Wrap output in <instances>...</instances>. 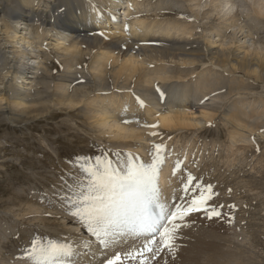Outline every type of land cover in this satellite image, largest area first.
<instances>
[{"label": "bare ground", "instance_id": "bare-ground-1", "mask_svg": "<svg viewBox=\"0 0 264 264\" xmlns=\"http://www.w3.org/2000/svg\"><path fill=\"white\" fill-rule=\"evenodd\" d=\"M218 1L219 0H209V2L204 0H181V2L188 4V8L186 9L194 14L193 16H195L196 20L199 18L201 12H203V14H200L203 16V20H207V17L211 18V16H213L212 14H216V9L221 10L220 12L224 13V15L233 14L235 9L230 7V2L228 0L221 1V3L217 4ZM35 2L36 0H32V2H30V0H0L1 32L5 29V33L9 34L8 32L12 29L13 36L9 43L16 48L19 47V49H30L29 51L33 56L29 58L26 63H23L24 58L22 56H25L26 52H13L17 56L18 63H16L11 60L12 57L10 58L7 54H2L0 52V77L2 81L0 84V102H3L7 93H9L8 90H6V82L10 81L11 84L14 85L16 91L13 90L15 94V104H17V106L24 105V102H27L29 97V94H26L27 86L30 84L29 80H33L37 77L39 71L42 69L46 72L44 78L50 79L54 84V88H50L52 90L51 96H53L54 92V95L57 96L60 103L65 105L68 104L71 110H65L67 113L65 111L63 112L65 116H70L73 122L75 119L79 118L74 108L78 109L79 106H82L81 104L85 103L84 101L91 95H96V98H101L103 95L116 96L117 103L111 104L113 107L111 112H142L146 115V118L139 117L136 122L148 125V127L144 129L147 133L137 130L128 118L111 115L106 105L101 106L95 111L97 112L95 116L96 119L93 118L96 120L95 124L99 127V129L97 128L98 130H96L99 136L98 140L100 142L110 140V142H107V145L110 146V144H112L124 148V154L121 158L122 163L127 160L128 156H130L131 159L138 158L139 161L144 159V157L150 158L153 145L163 144L170 147L174 139V137L171 138L170 135H175L178 131H204L208 136L221 137V133L216 134L206 128L211 126L210 122L214 119L213 114H215V117L219 115L220 121H223L227 126L226 132L228 133L226 138L228 140V146L231 150L237 149L236 153L240 151L245 152L246 150L253 152V148L259 147L264 141V109L259 111L250 107L248 111L244 109L245 106L243 103L239 104L237 102L231 104L230 107H225L224 104L218 102L219 98L217 99V97L213 95L220 87L216 88V83L212 85L214 87L210 86L208 82L212 79L207 78L204 75L205 73L203 74L204 76L201 75V78L195 76L200 79H198L199 81L191 78L188 82L184 83L172 82L174 79L180 81L182 79L180 77L182 74H178L180 78L170 76L172 70L169 65H172L174 61L173 65L175 66L176 61H182L181 65L207 66L213 69H220L219 71L222 70L223 73L234 76L237 73H243L245 77L251 79L252 76L254 77V81L256 80V82L259 81L264 84V51H261L262 49L260 50L258 45V48H255L253 52L250 51L251 49L249 50V47L252 45H249V51H242L240 45L241 42L243 43V40H241L238 35L244 32L243 27H246V25L261 27V25L250 21L247 16V18L245 17L246 19L244 18L245 20L243 17L237 18L235 16L236 21H234L235 19L233 21L231 20V25H229L230 20H228V24L226 23L228 25L227 31L225 30L223 34L221 33L223 31L218 27L221 32H216L215 38L218 39L217 43L221 42L219 43L221 44L219 49L214 47L217 46L216 42L206 43L207 39L205 41L197 38V34L195 33L196 28L193 26H185L179 22L178 19L175 21L169 19L156 20L146 18L147 16L135 14L133 9L137 6L136 3H138V0H113L111 12L107 14V17H104L101 11L91 10L86 5L85 1L59 0V3L52 6L50 11L34 9L33 3ZM208 3L212 4L213 11H208L210 8L207 10V8L211 6H209ZM159 4L155 7L161 10ZM139 5L140 4H138V6ZM93 8L95 9L94 5ZM122 10V15H120ZM167 11V15L174 14L172 8H167ZM252 11L256 17L264 19V0H259L258 8ZM123 15L127 20L124 18L122 20ZM176 16L180 17L181 15L176 12ZM101 22L103 23L101 25L102 27H98L96 24ZM214 22L213 24H215ZM4 23H6V26ZM112 25L115 28H111ZM213 26L215 27V25ZM224 27L226 29V26ZM216 28L217 27H215V29ZM36 29L42 30L44 34V39L37 44L39 47L35 46L36 44H34V42L32 43L29 41L30 32ZM214 30L210 32L213 34ZM229 30H234V32L231 31L233 32L231 33V41L228 42L229 44L222 45L223 38L228 35L227 32ZM106 31L108 32L106 33ZM255 34L256 36L261 34L264 37V31H256ZM210 36L212 35L210 34ZM45 42L49 43H47V45L43 44ZM258 42L261 43L264 50V41L258 40ZM243 44H245V41ZM4 45L0 42L1 48ZM11 47L13 48V46ZM44 53H50L52 56L55 55L62 59L71 58L66 60V64L69 65V67H72L71 64L75 61L78 62L79 65L85 66L92 77L90 88L82 89L80 86L72 88L71 85L74 84L77 79H72L67 76L58 79L61 76L57 78L52 76L51 72L54 64H56L55 62L50 63L48 67H43L40 61L36 62V60L40 58L39 55ZM78 56H80V59L77 58ZM34 65L38 67L36 68ZM148 67L152 69H148ZM69 69L71 71L72 68ZM182 69L180 72L183 73V77L187 78L190 76V74L185 73V70ZM215 74L219 76L217 73ZM9 76L11 78H9ZM215 82H217L218 86L222 84L219 80ZM233 83L236 84L235 80ZM136 84L140 86L139 88L142 87L144 92L143 90L142 93L134 91ZM225 86L226 84H224V87ZM213 88L216 89L213 90ZM239 95V97H241L243 94L240 93ZM262 104L264 106V102ZM0 111V125L7 124V122L17 124L19 123L18 120L20 123L24 122V112L16 114L4 109L2 110V107H0ZM38 111L39 110L35 109V112ZM13 115H15L17 119L14 120L12 118ZM195 115H200L201 118H197ZM137 117L138 115H134L132 118L135 120ZM47 119L53 120L49 117H47ZM156 123L159 124V128L156 129L151 127V125ZM59 128L62 130L61 133H58L59 136L53 138V131H51V129H46V133L48 134L46 135L47 137L45 136L46 138H44L49 142L50 146H57L56 148H58L60 152L59 155L62 153V149L76 151L86 148L87 140L77 133H72L73 127L69 128L62 125ZM166 134H169V137H166L167 139L164 138ZM64 138H66V145L64 146L53 144L49 141V139L60 141ZM113 140L118 142H113ZM174 141L177 143L176 139H174ZM185 151L186 148H179L175 151L170 150L159 172L158 187L162 192L160 199L167 204L173 199L178 198H180L179 203L181 202L184 204L191 197V193H185L187 197L182 200L181 198L184 194L180 195L179 193V188L182 187L181 182L184 180V167L188 166V168H193V164L190 162L192 156ZM234 154L235 152H232L229 157H233L235 162L236 155L234 156ZM136 155L141 156V158ZM107 156H110L108 152H106V157ZM153 159L154 157L152 156L147 163H151ZM59 163L61 169H45L49 172L45 173L44 177L46 178L43 180L48 187L55 179L61 181L64 169H62L63 163ZM177 163H179L181 171L173 175L174 165ZM45 164H47V162ZM50 165H52V163ZM205 168H208V166ZM80 173H82V171H80ZM225 186H230V184L226 183ZM225 186L224 188L217 187L215 190L218 193L221 192V197H216L214 203L235 205V203L233 204V199L231 200L230 197L228 198L230 192L224 190L226 188ZM58 187H60V185ZM174 188H176V190H174ZM24 192L27 196L29 189L26 188L18 192L15 196L8 197L4 204L5 207L3 208L9 206L13 208L12 205L17 206L19 203L17 201L21 199ZM222 195H224V198H222ZM49 196V193L46 192L42 197V201L39 200L40 202H38L37 200L36 202L32 200L19 206V214L17 215L19 218L18 224L22 227L24 224L21 222L23 221L29 225L35 220H44V216L49 215L50 217L44 220V224L50 225L49 228H53V230L49 234L43 232L46 236L44 240L46 241L48 237L51 236L55 240L61 242L60 236H55V234H53V231L57 233L56 231L58 230L54 227L55 221L53 218L55 212L58 211L62 213V206L51 202ZM1 199L4 200L3 198ZM223 211L225 215H230L233 210L225 208ZM60 216L59 218H61ZM205 220L207 219H200L199 216L196 215L189 218L187 222V227H189L184 229L179 236V243L181 245L184 244V247H178L179 243L177 244V261L180 262L182 259L179 264H203V261H205L206 264H237L236 261L240 259L236 255V251H224L221 248V244L215 241L216 238L223 240L222 237L225 232L222 223L219 221L211 222L209 220L205 222ZM5 221V218L0 219V235L10 238L11 242H14V245L11 243L5 245L6 254H1L0 251V263L30 264L25 256L29 251L25 250L21 256L15 259L12 258V254L19 249L17 246V241H19V239H23V245H28L29 247L33 241L32 237L29 238L28 235L32 236V234L27 235L25 233V235H20L21 228L15 229L5 226ZM195 221L201 222L202 226L192 224ZM70 223H73V221L69 220L68 224L71 225ZM79 225L82 226L85 233L88 231L90 234L86 224L81 222ZM195 228H201L200 231L207 229L210 238L208 239L201 234L199 235L200 232L191 234L190 230H194ZM77 231L78 233H74V235H70L67 238L65 237V241L61 243L72 245L74 248L73 255L65 257L67 259L70 258L71 261L69 264H97L98 262H103L113 251H116L117 254H119L120 251H131L132 248L138 246L144 240L141 236H135L129 232H125L117 235L113 243L105 247L94 237L93 238L98 243L93 242L89 236H86L87 239H84V234H82L79 229ZM186 235L187 237L185 238ZM3 243L4 241L0 240V246ZM48 244V242H45L43 245L46 246ZM201 251L207 252L205 256L207 258L200 259V255L198 254H200ZM185 253L189 255L184 258L183 255ZM192 253H195V255L198 253V257L194 255V257H190ZM101 256H105V258ZM62 257L63 256L58 257L52 261L38 260V263L42 261V264H60L59 262L64 259ZM60 258H62L61 261ZM240 263L243 262L241 261Z\"/></svg>", "mask_w": 264, "mask_h": 264}, {"label": "rangeland", "instance_id": "rangeland-1", "mask_svg": "<svg viewBox=\"0 0 264 264\" xmlns=\"http://www.w3.org/2000/svg\"><path fill=\"white\" fill-rule=\"evenodd\" d=\"M80 1H85L89 8H93L94 5L95 9L100 10L104 14H107V12H110V5L112 4L113 0H80ZM177 1L176 0H164V1L139 0V2L136 3L137 6L135 7L134 10L139 15L143 14L142 16H147V17L149 16L148 18L150 19L161 20V18L163 17L172 21L178 19L179 22L180 20H182L181 23L185 26H193V27L195 26V28L199 27V29L195 30V33L197 34V38L203 39L205 41L207 39L206 43L213 41H214L213 43L216 42L217 46H214L216 48H219V46L221 45L219 44L221 42L217 43L218 39L215 38L216 32L218 33V31L221 32L222 30L223 32L221 33L223 34L225 30L227 31L228 20H230L229 23L230 22L232 23L234 19H235L234 21H236V17L238 18L239 15H243V13H246L244 11H247L246 16L248 17V19L252 22L261 25V27L260 26L256 27L255 25L254 26L246 25V27H243L244 32L238 35V37L241 40H243V43L245 41V44H243L242 42L240 44L242 51L245 50L249 51L251 49L250 51L253 52L255 48L258 47L260 50L262 49L261 51H264L261 43L258 42V40H261L263 42L264 37L261 34L258 36H256L255 34L256 31H264V24H263L264 19L257 18L252 11L258 8L259 0H240V7L234 8L235 11L238 10L237 13L233 12L232 15L234 16L230 14H227L228 16L224 15V13L220 12L221 10L216 9L217 16L216 14H212L213 16H211V18L207 17L208 22L207 20H203L204 19L203 16L200 15L203 14V12L199 14V18L197 19L198 21H196L195 16H193L194 14L191 13L190 10L186 9L188 8V4L185 2H181V0H177ZM221 1L224 0H219L217 4L221 3ZM30 2H32V0H30ZM58 3L59 0H40V1L36 0V2L33 3V6L34 9L37 10L39 9L43 11H50L51 7L53 5H57ZM159 3H161L162 5ZM138 4L140 5L138 6ZM157 4H159V7L161 6L160 7L161 10H158L155 7ZM208 4L209 6L210 5L211 6L208 7L207 10L210 8L208 11H213L212 4L210 3ZM167 8H172L174 10V14L167 15L168 14ZM241 9L244 11H242ZM176 12L178 14L181 13L182 16L181 17L176 16ZM218 16L219 18L222 19H219ZM244 18L245 16L243 17V19ZM213 22L215 24H213ZM231 23L229 25H231ZM4 25L6 26V23H4ZM213 25H215V27L217 28L215 29ZM223 25L226 26V29ZM220 26L223 28H221ZM218 27L221 30H219ZM3 30L1 32V28H0V42H2V45L5 44L4 46H2V48L0 47V52L2 54H7V56L10 58L14 57L13 59L11 58V60H13V62L16 63H18L17 56L15 54L16 52L17 53L26 52L25 56L24 55L22 56L24 58L23 63H26L29 60V58L33 57L32 53L29 51L30 49L26 50L20 48L21 49L20 50L19 47L16 48L14 47V45L9 43L11 42V38L13 36L12 29L8 32L9 34L5 33V29ZM212 30H214L213 34L211 33ZM231 31L234 32V30H229L227 32L228 35H226L223 38L222 45L229 44L228 42L231 41L232 38L231 33H233ZM210 34L212 36H210ZM42 39H44V34L42 33V30L36 29L30 32L29 41L32 43L34 42V44H36L35 46L39 47V45L37 44L40 43ZM47 43L49 42H45L43 44L47 45ZM10 45L13 46V48ZM249 45L250 46L252 45L251 46L252 48L249 47ZM39 57L40 58L37 59L36 62L40 61L43 67H48V65L52 62L56 63L54 64L53 70L51 72L52 76L56 78L58 76H61L58 79L62 78L63 76L71 77L72 79H77V81L71 85L72 88L78 86L82 87V89L90 88L91 77L89 76V73H87V69L85 68V66L79 65L78 62L75 61L73 64H71L72 67H69V65L66 64V60L71 58L62 59L56 57L55 55L52 56L50 53L41 54L39 55ZM77 58L80 59V56H78ZM173 64L174 61L172 65H169V67H171L172 70L171 71L172 74L170 73V76L171 77L174 76V78H178L179 75L182 74L180 76L182 79L180 81L174 79L172 80V82L184 83V82H188V80H190L191 78L198 80L199 78L197 77L201 78V75L202 76L205 75L207 78L212 79L211 81L208 82L210 86L216 83L217 86L215 87L216 88L220 87V89L217 90L213 95L217 97V99L219 98L218 102L224 104L225 107H230L231 104L237 102L239 104L243 103L245 106L244 109L248 111L250 107L255 108L259 111L264 109V106L262 104L264 102V84H262L259 81L256 82V80L254 81V77L252 76L251 79H249V77H245L243 73H237L234 76V75L225 74L222 72V70L219 71L220 69H213L207 66L200 67L198 65L195 66L181 65L182 61H178V62L176 61L175 66ZM37 67L38 66L36 65V68ZM69 68H72L71 71ZM149 68L151 67H148V69ZM181 69L185 70V73L190 74V76H188L187 78L183 77V73L180 72ZM215 73H217V75L219 76H216ZM45 74L46 72L42 69L39 71V75L37 77H35L33 80H29L30 84L27 86V91H26V94L27 95L29 94L28 95L29 97L27 99V102H24V105L17 106V104H15V100H14L15 88L10 81L6 82V88H7L6 90H8L9 93H7L6 97L4 98V101L0 102V107H2V110L4 109L8 112H13L16 114H20L21 112L25 113V117L23 118L24 122L22 123H20V121L18 120L19 123L17 124H11L10 122H7V124L5 123L4 125H0V207H1L0 219L1 218L6 219L5 226L13 227L15 229L21 228V231L19 233L20 235H25V233L27 235L32 234V236L28 235V237L29 238L32 237V241H33V243L28 247V245L25 246L23 245L24 242L23 239H19V241H17V246L19 247V249L13 252L12 254L13 259L21 256L26 249H28V251L31 252L33 248L36 246L37 241L39 242L40 247H44L43 244L45 242L60 245L62 242H64L65 238L63 237L67 238L70 235H74V233H78L77 230L80 228L79 226L75 225L76 222L74 221L73 216L70 214L71 206L68 205L66 202L62 201L60 199V196L71 195V193L68 191L69 187L78 191L79 185L87 179V177L84 175L83 172L80 173L81 171L80 164L82 160L84 159H87L88 161H96L98 159L104 160L106 157L104 154L108 152L110 156L113 158V162H114L113 164L115 166L118 165L120 166V164H122L121 158L123 157L124 154V148H120L112 144H110L111 146L110 147L109 145H107L106 142L98 141L99 136L96 133V130H98L99 127L97 126V124H95L96 123L95 116L97 113L95 111H97L101 106L106 105L111 112V110H113L111 104L117 103V97L111 95H103L102 96L103 98L102 97L96 98V95H91L88 99L84 101L85 103L81 104L82 106H79L78 109L74 108V110H76V114L79 115V118L75 119L73 122L71 117L65 116L63 112L65 110L68 111L71 110L69 109L68 104L65 105L60 103L57 99V96L54 95V92H53V96H51L52 90L50 88L51 87L54 88V84L51 82L50 79L44 78V76H46ZM39 78H44V79H39ZM216 79L222 82L220 86H218L217 82H215L217 81ZM234 80L236 84L233 83ZM1 82L2 81L0 77V84ZM224 84H226L225 87ZM135 88L137 91L141 90L142 92L143 90L142 88H139L138 85H136ZM215 89L213 88V90ZM240 93L243 94L241 97H239ZM35 109L39 111L35 112ZM65 112L67 113V111ZM111 113L116 116L133 115V113L130 112L120 113V111H116V112L112 111ZM213 115H214V119L211 122V126L207 128V130H210L216 134L221 133L222 134L221 137L208 136L204 131H197V132H195V130L178 131L174 135V139L177 140V143L173 142V144H171L170 146V149L182 148L183 146H186L187 150L189 152H192L191 162L194 163L196 175L199 178H202L201 181L204 183L214 180L215 184L210 185L213 188V190H215L217 186L223 188L226 185V183L230 184V186H227V188H225L224 190L233 189V191H235L232 195L231 194L228 195V198L230 197L231 199H233L232 201L233 203H235L234 205L235 209L230 214L232 217V221L228 222L226 220V222H224L225 219L224 220L222 219L223 221L222 225L224 227V232H225L223 233V237H222L223 240L216 238L215 241L221 244V248L224 251H229V252L236 251V255L240 259L236 261L237 264L238 263L264 264V159H263L264 141L259 145V147L253 148V152H249L248 150H246L245 152L238 151L239 153H236L237 149H234L235 150L234 151L233 149L231 150V148H229L228 146L229 144L226 138V135L228 133L226 132L227 126L223 121L222 122L220 121L219 115L218 116L216 115V117L215 114ZM195 116H197V118L198 117L201 118L200 115L199 116L195 115ZM47 117L53 120H48ZM12 118L14 120L17 119L15 115H13ZM62 125L69 128L73 127L74 129L72 130V133H77L78 135L84 137L87 140L86 148L83 150H76V151H72L69 149H62L61 151L62 153L59 155L60 152L58 148H56L57 146H50L49 142H47L44 138H46L47 137L46 135L48 134L46 133V129H51V131H53L52 134L53 138L59 136L58 133L62 132V130L59 127H61ZM65 140L66 138L60 141H54L52 139H49V141L52 142L53 144H57L61 146L66 145ZM113 142H118V141L113 140ZM232 152H235L234 156L236 155L235 162L233 157H229L232 154ZM46 162L47 164H45ZM59 162L63 163L62 169H64V174L61 178V181H57L55 179V181L53 180L50 186L48 187V185L45 184L43 180L44 178H46L44 177L45 173L49 172L46 171L45 169H56V170L61 169ZM51 163L52 165H50ZM206 166H208V168H205ZM209 171L213 173L212 176L208 178L206 181H203L204 178L206 179ZM59 185L60 187H58ZM26 188L29 189V192L27 196L25 192L23 193L21 199L17 201L19 202L17 206L12 205L13 208H11V206L3 208L5 207L4 204L8 199V197L15 196L18 192L23 191ZM46 192L49 193L50 195L49 200L51 202L57 203L62 206V210H61L62 213L58 211L55 212L53 218V220L55 221L54 227L59 230V232L58 230L56 231L59 234L55 233L54 231L53 234H55V236L61 235L60 236L61 242L55 240L51 236H49L46 241L44 240V237L46 238V236L45 234H43V232L49 234L53 230V228H49L50 225L44 224V220L48 219L50 217L49 215H45L44 220H35L33 223H30L29 225L23 221L21 223H23L25 226L23 225L21 227L18 224L19 218L17 217V215L19 214L18 213L19 206L32 200L36 202L37 200L38 202H40L39 200L42 201V197L43 195L46 194ZM220 195L221 193H219L218 196ZM1 198H3L5 201L2 200ZM222 198H224V195H222ZM59 216L61 218H59ZM225 216L227 217L228 215ZM69 220L73 221V223H70L71 225L68 224ZM206 221L207 220H205V222ZM214 221L221 222L220 220H212L211 222ZM192 224H198L202 226L201 222L199 221H195ZM200 229L201 228H195L194 230H190L191 234L200 232L199 235L201 234L209 239L210 234L208 236L207 229H203L202 231H200ZM186 237L187 235L185 236V238ZM84 239H87L85 235H84ZM0 240L4 241V243L0 246L1 254L2 253L6 254V249L4 248L5 245H7L8 243L14 245V242H11L10 238L2 237L1 235H0ZM177 244L178 242H176V250L174 254H172L171 258L169 257V254L165 253L163 256V260H160L158 264H165V262H167V264L181 263L182 259L180 260V262L177 261L178 260L176 255L178 251ZM180 246L183 248L184 244L181 245L179 243L178 247ZM186 253L183 255L184 258L189 255V254L186 255ZM197 254L198 253H196V255L195 253H192V256L190 254V257L197 256ZM206 254L207 252L201 251V253L198 255H200L199 257L202 260L204 258H207L205 257ZM25 256L27 260L30 262V264L31 263L41 264L40 262L38 263V260L33 259L29 255V253H26ZM241 261L243 263H240ZM151 264H157V262L152 261ZM203 264H206V262L203 261Z\"/></svg>", "mask_w": 264, "mask_h": 264}, {"label": "snow or ice", "instance_id": "snow-or-ice-1", "mask_svg": "<svg viewBox=\"0 0 264 264\" xmlns=\"http://www.w3.org/2000/svg\"><path fill=\"white\" fill-rule=\"evenodd\" d=\"M150 154L154 157L151 163L132 158L125 160L120 170L107 159H84L80 170L87 179L79 185L78 191L69 187L71 195L60 196L71 206L70 214L86 224L91 236L105 247L125 232L146 237L139 247L113 255L107 264H149V261L158 264L165 253L171 258L178 237L194 215H203L209 221H232L231 215L226 217L222 209L234 210L235 206L214 203L218 193L210 185L197 183L198 178L192 175L181 182V192L191 193L186 203L177 207L161 201L158 185L159 172L166 158L165 145H153ZM180 171L177 163L173 175ZM73 253L72 245L49 243L40 247L37 241L29 255L36 260L52 261Z\"/></svg>", "mask_w": 264, "mask_h": 264}]
</instances>
